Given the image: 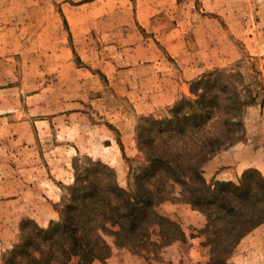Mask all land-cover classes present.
<instances>
[{
    "label": "rangeland",
    "instance_id": "rangeland-1",
    "mask_svg": "<svg viewBox=\"0 0 264 264\" xmlns=\"http://www.w3.org/2000/svg\"><path fill=\"white\" fill-rule=\"evenodd\" d=\"M217 71L222 81H242L249 105L241 139L204 167L212 192L219 183L240 185L246 171L264 176V0H0V264L36 219L55 211L39 227L61 221L75 162L100 161L121 188L134 187L146 163L139 133L158 131L144 119L163 121L181 101L198 100L196 83ZM207 129L218 131L214 123ZM218 157L224 165L210 163ZM157 212L185 240L134 253L106 235L110 257L114 244L148 264H212L214 208L197 211L171 194ZM226 224L219 217L217 227ZM228 262L264 264V224Z\"/></svg>",
    "mask_w": 264,
    "mask_h": 264
},
{
    "label": "trees",
    "instance_id": "trees-1",
    "mask_svg": "<svg viewBox=\"0 0 264 264\" xmlns=\"http://www.w3.org/2000/svg\"><path fill=\"white\" fill-rule=\"evenodd\" d=\"M224 73L198 81L203 94L178 103L168 119H144L158 131L152 137L143 129L139 133L138 147L146 163L129 191L120 187L110 166L88 161L81 167L75 162V183L64 199L61 221L22 235L2 264H107L111 248L106 235L117 247H130L134 253L183 241L182 228L157 212L171 194L197 211L214 208L208 215L212 264H230L242 239L264 224V176L258 170L246 171L240 185L219 183L217 192L205 181V165L244 134L242 115L249 104L239 89L242 81L234 82V76L222 81L217 75ZM212 84L218 92H210ZM211 123L218 131L207 129ZM219 217L227 221L221 228ZM153 233H158V241L151 240Z\"/></svg>",
    "mask_w": 264,
    "mask_h": 264
},
{
    "label": "crops",
    "instance_id": "crops-1",
    "mask_svg": "<svg viewBox=\"0 0 264 264\" xmlns=\"http://www.w3.org/2000/svg\"><path fill=\"white\" fill-rule=\"evenodd\" d=\"M208 63H209V61H208ZM194 66L197 69H198V67L199 68L203 67V65H198V64H195ZM205 69L206 68H204V70ZM180 89L182 90L183 89V86H182V88L180 87ZM262 110H264V104H263ZM222 158L221 157H218L216 160H213L210 163L211 164H216V165H224V163L221 162V159ZM46 208L48 209L49 207H46ZM193 213L197 214L194 211H193ZM55 218H56V212L53 211L51 217H49L48 219H46V220L45 219H39V220L36 219V222L39 224V226H41V227L44 228V227H47L49 225V223L52 220H54ZM199 222H203L202 219H201V217L198 218V224H199ZM198 224H196L194 226L200 227ZM112 246H113L112 247V256L110 257V259L108 261L109 264H148V262L144 258H141L139 256H135V255L131 254L130 252H128L127 250L117 249L116 246H114V244ZM114 253H121L120 254V257H117L116 256L117 254H114ZM199 262L200 261L197 258L193 259V261H192V263H194V264H198ZM167 264H170V262L167 263ZM172 264H180V261L179 260H175Z\"/></svg>",
    "mask_w": 264,
    "mask_h": 264
}]
</instances>
